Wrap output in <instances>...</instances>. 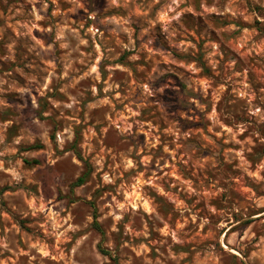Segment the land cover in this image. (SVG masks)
Returning <instances> with one entry per match:
<instances>
[{
    "label": "rangeland",
    "instance_id": "1",
    "mask_svg": "<svg viewBox=\"0 0 264 264\" xmlns=\"http://www.w3.org/2000/svg\"><path fill=\"white\" fill-rule=\"evenodd\" d=\"M0 264H264V0H0Z\"/></svg>",
    "mask_w": 264,
    "mask_h": 264
},
{
    "label": "trees",
    "instance_id": "2",
    "mask_svg": "<svg viewBox=\"0 0 264 264\" xmlns=\"http://www.w3.org/2000/svg\"><path fill=\"white\" fill-rule=\"evenodd\" d=\"M83 182H84V177L82 176V177L78 178L75 185L79 186V185L83 184Z\"/></svg>",
    "mask_w": 264,
    "mask_h": 264
}]
</instances>
